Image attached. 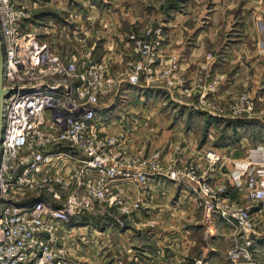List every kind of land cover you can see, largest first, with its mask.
Returning a JSON list of instances; mask_svg holds the SVG:
<instances>
[{
  "label": "rangeland",
  "instance_id": "rangeland-1",
  "mask_svg": "<svg viewBox=\"0 0 264 264\" xmlns=\"http://www.w3.org/2000/svg\"><path fill=\"white\" fill-rule=\"evenodd\" d=\"M123 8L129 21L108 23L111 28L104 30L80 16L77 23H68L70 13L58 9L40 13L41 27L56 32L54 39L64 52L81 55L93 48L101 57L108 41L113 58L123 55L122 64L110 68L114 89L101 106L114 98L111 110L119 123L107 135L115 141L114 154L124 159L122 170L131 176L129 182L116 186L121 204L95 202L90 211L59 228L53 248L67 264H235L232 256L239 251L257 262L256 223L252 232L240 233L219 217L208 221L202 189H222L221 201L247 205L245 197L242 204L233 201L234 190L240 191L234 179L250 160L260 159L258 148H251L249 160L235 162L234 169L226 172L215 149L237 146L242 140L264 144V0H123ZM101 9L117 11L106 5ZM116 30L120 36H115ZM132 76L136 83L131 82ZM158 123L162 132L177 127L179 145L169 161L154 144ZM187 134H193L196 151L204 149L197 159L184 158ZM159 135L166 141L168 135ZM174 173L176 178L171 179ZM158 178L195 195L202 212L201 228L177 223L183 229H160L173 222L164 214L160 218L150 213L155 206L151 209L148 202L154 198L141 196L151 191ZM39 194L46 198V193ZM23 202H34V195ZM216 219L231 229L229 234L219 233L226 241L221 249L212 229ZM185 237L195 239L187 257L177 249L178 242L172 246ZM206 242L216 251L211 252V261L203 257L201 245Z\"/></svg>",
  "mask_w": 264,
  "mask_h": 264
},
{
  "label": "built area",
  "instance_id": "built-area-1",
  "mask_svg": "<svg viewBox=\"0 0 264 264\" xmlns=\"http://www.w3.org/2000/svg\"><path fill=\"white\" fill-rule=\"evenodd\" d=\"M65 1L0 0L4 88L10 92L0 164V264H67L53 248L59 228L97 201L121 204L116 186L131 180L124 159L114 154L113 137L101 131V100L115 84L109 65L96 60L93 48L64 52L56 32L41 27L40 13L59 10ZM255 152L259 161L250 160L234 179L247 205L221 201L222 189H202L208 221L219 217L240 233L253 231L252 209L264 210V149ZM29 195L34 202H23ZM244 252L234 253L235 264H258Z\"/></svg>",
  "mask_w": 264,
  "mask_h": 264
},
{
  "label": "crops",
  "instance_id": "crops-1",
  "mask_svg": "<svg viewBox=\"0 0 264 264\" xmlns=\"http://www.w3.org/2000/svg\"><path fill=\"white\" fill-rule=\"evenodd\" d=\"M63 7L59 9L61 12H66L70 13L69 18H76L77 19L84 17L86 21L89 23H96L98 24L101 28L100 30L108 29L111 28L108 23H116V25H120L122 22L129 21L128 19V13L124 12L123 8V0L118 1V0H66L65 3L62 4ZM109 6V7H116L117 11L112 12L108 11L106 9H101L102 6ZM78 7V8H77ZM84 7V9L81 11L80 8ZM83 20V21H85ZM78 22V21H77ZM105 24V25H104ZM115 28V27H114ZM65 29V28H64ZM79 29V28H78ZM108 32V34L111 35L109 31H104ZM115 36H120V32L118 30L115 31ZM67 33V32H66ZM74 34H78L76 31H74ZM76 36V35H75ZM113 37V36H112ZM108 41L104 44V49L103 52L104 54L101 57L97 56V53H95V58L96 60L99 61H105L110 68H114L115 65H120L122 64L123 61V55L122 56H116L113 58V51L111 49H108L106 44ZM112 75V74H111ZM141 100V98H140ZM139 100V101H140ZM114 103V98H109L105 103L102 104V108L104 111V123L102 122L101 126V131L104 132L105 134H113L114 131V126L115 123H117L119 120H114V111L111 110L113 107ZM122 118H124V114H121ZM122 121V120H120ZM119 123V122H118ZM104 127V128H103ZM156 134L154 135V144L155 146H158L157 148L161 149L163 152H166V157L165 160L169 161L170 158L175 154V150L177 148L178 144V138L176 135L177 132V127L174 129H171L170 131H164L163 127H161V124L158 123V125H154L153 129ZM159 133H162L163 136L168 135L166 141L162 140V136H158ZM193 135V134H192ZM192 135L187 134L185 138V143H188V146L185 147V151H183L184 158H198L200 153L203 152L204 149H201L200 151H196L193 146V140H192ZM147 142L146 140L143 141V143ZM210 142V141H209ZM247 140H242L240 144L236 145H226V146H221L218 147L217 152L221 156V162L219 166L225 167L223 169V172L226 171H232L234 169V164L235 162L239 161L246 162L249 160V151L250 149L254 147H262L264 148V144H257L256 146L250 145L249 143H245ZM153 145V144H152ZM151 145V147H152ZM210 144L204 146L206 148ZM155 148V149H157ZM151 150V149H150ZM149 150V151H150ZM228 151V153H227ZM242 151V152H241ZM244 151V152H243ZM259 161V160H258ZM226 162V163H225ZM218 166V167H219ZM217 167V168H218ZM217 179L221 178V173L219 172L216 174ZM151 195V199L149 197ZM145 198H150L151 201L148 202V205L155 206L152 212H155V215L159 216L162 218L163 214L164 216H168L171 223L170 226H164L160 225V229H183V226L180 224L177 225V223H184L185 228L186 227H196L197 229L201 228L202 225V220H201V211L199 209V205L197 202V199L195 195L192 193H188L185 191L182 187L179 186V184H174V183H169L167 182L166 179L164 178H158L155 179L154 182L152 183L151 186V191L145 192L143 195H141ZM244 193L234 190V195H233V201L234 202H239L240 204L243 203L244 201ZM150 209V210H151ZM253 217L255 219L256 223V228L258 231L257 235L253 236V241H254V250L256 252V260L258 264H264V210H260L258 208H254L252 210ZM216 224L212 227L214 230L213 234L214 237L217 238V241L220 242L219 248L224 247L226 244V241L221 237L219 238V233H231V229L220 219H216ZM158 231V230H157ZM192 235V234H191ZM197 240V239H196ZM195 239L194 238H187L185 237V240L182 242V240H176L173 241L172 246L176 245L178 242L179 245L177 244L176 247L179 250H182L184 257L190 256L189 254L195 247ZM176 242V243H175ZM217 242V244H218ZM201 248L203 250V257L204 260L206 261H211V252H216L213 251L209 248V244L202 243ZM182 257V256H181ZM180 257V258H181Z\"/></svg>",
  "mask_w": 264,
  "mask_h": 264
},
{
  "label": "water",
  "instance_id": "water-1",
  "mask_svg": "<svg viewBox=\"0 0 264 264\" xmlns=\"http://www.w3.org/2000/svg\"><path fill=\"white\" fill-rule=\"evenodd\" d=\"M4 86V56L0 37V164L2 157V142L4 134L5 100L10 96V92L5 90Z\"/></svg>",
  "mask_w": 264,
  "mask_h": 264
},
{
  "label": "bare ground",
  "instance_id": "bare-ground-1",
  "mask_svg": "<svg viewBox=\"0 0 264 264\" xmlns=\"http://www.w3.org/2000/svg\"><path fill=\"white\" fill-rule=\"evenodd\" d=\"M123 180H120L119 182H122Z\"/></svg>",
  "mask_w": 264,
  "mask_h": 264
}]
</instances>
